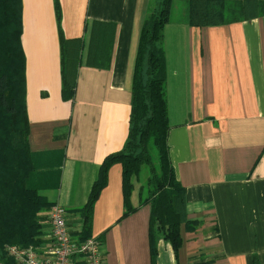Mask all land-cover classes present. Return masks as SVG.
<instances>
[{"label":"crops","instance_id":"0c3cea01","mask_svg":"<svg viewBox=\"0 0 264 264\" xmlns=\"http://www.w3.org/2000/svg\"><path fill=\"white\" fill-rule=\"evenodd\" d=\"M150 0H21L27 143L47 182L41 189L64 209L73 236L103 157L127 133L137 38ZM182 6L181 12H183ZM170 18L162 27L166 142L184 187L186 218L174 252L161 237L153 259L149 205L122 215L118 163L95 198L88 236L103 264H264V15L195 26ZM80 38L71 99L60 96L58 31ZM103 40V46H102ZM103 48V52H102ZM98 51H101L98 53ZM49 223L43 221L40 252ZM73 264H82L79 256Z\"/></svg>","mask_w":264,"mask_h":264},{"label":"trees","instance_id":"16d2710c","mask_svg":"<svg viewBox=\"0 0 264 264\" xmlns=\"http://www.w3.org/2000/svg\"><path fill=\"white\" fill-rule=\"evenodd\" d=\"M141 23L130 81V109L126 137L120 149L100 162L86 200L78 208L82 225L77 238L89 234L92 205L106 184L113 163L121 168L122 215L136 208L130 194L137 182V205H149L148 240L153 259L158 237L175 252L180 245V224L193 229L198 220L186 218L184 187L174 175L166 136L165 61L162 27L170 19L172 0H152ZM176 19L188 25L227 24L264 15V0H183ZM151 4V2H150ZM149 4V6H150ZM59 25L60 9L53 0ZM21 0H0V262L12 264L5 246L35 245L52 204L40 193L47 183L28 148V120L24 100V56L20 45ZM60 96L71 99L80 38H65L58 31ZM103 46V40H102ZM101 51H98L100 53ZM103 52V48H102ZM143 175V176H142ZM254 264L257 262L254 260Z\"/></svg>","mask_w":264,"mask_h":264},{"label":"built area","instance_id":"2783aa9c","mask_svg":"<svg viewBox=\"0 0 264 264\" xmlns=\"http://www.w3.org/2000/svg\"><path fill=\"white\" fill-rule=\"evenodd\" d=\"M47 220V242L40 252L32 244L5 246L12 264H73L74 256H79L82 264H103L99 240L93 236L83 239L73 236L65 224L64 209L60 204L50 205Z\"/></svg>","mask_w":264,"mask_h":264},{"label":"rangeland","instance_id":"374dc122","mask_svg":"<svg viewBox=\"0 0 264 264\" xmlns=\"http://www.w3.org/2000/svg\"><path fill=\"white\" fill-rule=\"evenodd\" d=\"M58 1V0H57ZM151 4L149 6V8L151 9L152 7V4H153V1L150 0ZM182 6H184V2L183 0H172L171 1V6H170V12H169V16L170 18H173V17H177L180 15L181 13V9H182ZM60 9V7H59ZM148 11V10H147ZM143 176V175H142ZM137 188V182L135 181L134 183V189ZM48 212V211H47ZM46 212V213H47Z\"/></svg>","mask_w":264,"mask_h":264}]
</instances>
